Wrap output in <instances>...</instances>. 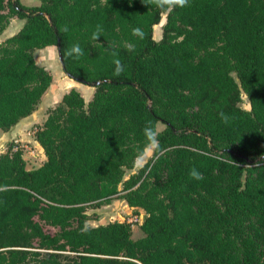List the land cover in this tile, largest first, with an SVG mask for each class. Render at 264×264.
Here are the masks:
<instances>
[{
    "label": "trees",
    "instance_id": "16d2710c",
    "mask_svg": "<svg viewBox=\"0 0 264 264\" xmlns=\"http://www.w3.org/2000/svg\"><path fill=\"white\" fill-rule=\"evenodd\" d=\"M40 2L0 0V34L12 17L25 20L0 43V130L33 114L53 82L37 49L59 45L64 72L94 93L87 103L71 88L47 111L35 133L41 166L28 168L20 149L0 154V264H264V0L171 11L142 0ZM77 43L83 55L69 58ZM148 121L161 151L126 179ZM118 195L145 211L138 238L127 221L87 224L96 218L87 205Z\"/></svg>",
    "mask_w": 264,
    "mask_h": 264
},
{
    "label": "rangeland",
    "instance_id": "374dc122",
    "mask_svg": "<svg viewBox=\"0 0 264 264\" xmlns=\"http://www.w3.org/2000/svg\"><path fill=\"white\" fill-rule=\"evenodd\" d=\"M20 1L28 6L40 5L41 3L40 0ZM8 10L9 9L7 8L6 12H8ZM166 18L167 12L163 14L162 22L156 25L154 28V37L156 39H160L162 37V28L163 24L166 22ZM24 22V19L12 17L3 32L0 34V43L4 42L8 37L16 34L22 28ZM36 54L38 56L37 62L41 63L42 65L44 64V66L47 67V69L53 75V82L45 93L47 98L41 100L37 108L41 110V113L47 108L48 104L57 101V99L61 96L62 99L64 94L67 93L72 86H76V88L87 98V101L89 102L91 98L89 93L91 92L92 87L69 77L64 72L57 50L53 49L50 51V48H46L44 50H37ZM241 105L246 109H250V102L245 93L242 95ZM38 125H40V123H35L32 126V130L34 131ZM164 127L165 126L162 123L157 124L158 131L164 129ZM16 144L19 145V149H21L23 153V157L26 160L28 168H37L42 165V152L34 145L32 141L16 142L15 139H7L0 145V154L6 153L8 149L12 147V149L15 150ZM138 170L140 169H137L136 167L133 169H128L126 172V179L133 173H136ZM86 209L89 214L96 215L95 219H91L87 222L89 225L97 226L100 224H108L114 221H127L132 226V234L134 238H138L139 236L143 235V231L141 229L143 220L142 222L137 223H131L130 220L135 214H142L145 218V211L143 209H136L129 206L123 195L115 196L107 202L89 204L86 206Z\"/></svg>",
    "mask_w": 264,
    "mask_h": 264
},
{
    "label": "clouds",
    "instance_id": "9594fccd",
    "mask_svg": "<svg viewBox=\"0 0 264 264\" xmlns=\"http://www.w3.org/2000/svg\"><path fill=\"white\" fill-rule=\"evenodd\" d=\"M142 2L148 7L155 6L156 8L165 11H171L177 8H185L189 5V0H142ZM64 30L67 31V28H65ZM101 32L102 29L98 25L96 31L93 33V38L98 40V38L101 37ZM132 35L142 38L143 31L139 27L133 28ZM66 54L69 58L78 59L83 55V49H81L80 45L77 43L72 45ZM112 56L114 57L112 62L115 65L113 74L115 76H120L125 72V65L119 58H117L118 54L116 52H113ZM220 116L222 122H228V117L223 112L220 113ZM143 134L145 137L144 148L138 153L133 161L134 167H136L137 169H144L149 161L155 159L161 151L158 139L159 134L157 130L152 126L151 121H148L146 123L143 129ZM190 176L197 180L203 179L202 173L198 172L195 168L190 171Z\"/></svg>",
    "mask_w": 264,
    "mask_h": 264
},
{
    "label": "crops",
    "instance_id": "0c3cea01",
    "mask_svg": "<svg viewBox=\"0 0 264 264\" xmlns=\"http://www.w3.org/2000/svg\"><path fill=\"white\" fill-rule=\"evenodd\" d=\"M46 48H50V51H52L54 49V50H57V52H58V47L56 45L47 46V47H44L42 49H37V50H44ZM37 50L35 51L36 60L38 59V56L36 54ZM39 64L42 65L41 63H39ZM42 66H44V64ZM71 88H76V86H72ZM92 90L89 93L91 95V98L93 97V93H94V88L93 87H92ZM61 97H59L57 99V101L48 104L47 108L44 109V111L42 113H41L40 109H36V111L33 114H31L30 116L22 119L10 131L4 132V131L0 130V143L2 144L7 139H15L16 142H20V141L31 142L32 141L34 143V145L36 147H38V149L42 152L41 158H42V164H43V162L46 160V155L44 153L43 147L40 145V143L36 139V136L34 135L35 133L32 130V126L35 123H40V125H41L46 119L47 110H49L50 108L54 107L58 102H60L61 101ZM45 98H47V97L44 94V96L42 97V100H44ZM84 98H85V101L88 102L87 98L85 96H84ZM91 98H90V100H91ZM15 148L19 149V145L16 144Z\"/></svg>",
    "mask_w": 264,
    "mask_h": 264
},
{
    "label": "built area",
    "instance_id": "2783aa9c",
    "mask_svg": "<svg viewBox=\"0 0 264 264\" xmlns=\"http://www.w3.org/2000/svg\"><path fill=\"white\" fill-rule=\"evenodd\" d=\"M36 130H37V128L34 130V133H36ZM144 215H142V214H135L132 218H131V220H130V222L131 223H137V222H142V220H143V217Z\"/></svg>",
    "mask_w": 264,
    "mask_h": 264
},
{
    "label": "water",
    "instance_id": "95a60500",
    "mask_svg": "<svg viewBox=\"0 0 264 264\" xmlns=\"http://www.w3.org/2000/svg\"><path fill=\"white\" fill-rule=\"evenodd\" d=\"M57 47H58V55H59V59H60V62H61V64H62V67L64 68V58H63V55H62V51H61V48H60L59 45H58ZM67 75L70 77L69 74H67Z\"/></svg>",
    "mask_w": 264,
    "mask_h": 264
}]
</instances>
